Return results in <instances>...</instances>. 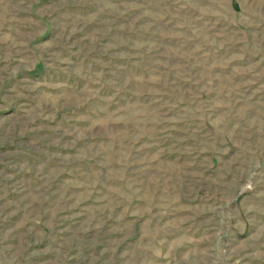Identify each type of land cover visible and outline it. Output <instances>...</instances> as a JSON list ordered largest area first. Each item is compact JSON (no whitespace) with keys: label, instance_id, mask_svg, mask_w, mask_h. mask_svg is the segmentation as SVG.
<instances>
[{"label":"rangeland","instance_id":"374dc122","mask_svg":"<svg viewBox=\"0 0 264 264\" xmlns=\"http://www.w3.org/2000/svg\"><path fill=\"white\" fill-rule=\"evenodd\" d=\"M0 264H264V0H0Z\"/></svg>","mask_w":264,"mask_h":264}]
</instances>
